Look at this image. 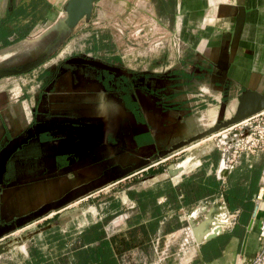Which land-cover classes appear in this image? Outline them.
I'll list each match as a JSON object with an SVG mask.
<instances>
[{
    "label": "rangeland",
    "instance_id": "obj_1",
    "mask_svg": "<svg viewBox=\"0 0 264 264\" xmlns=\"http://www.w3.org/2000/svg\"><path fill=\"white\" fill-rule=\"evenodd\" d=\"M156 5L153 0H95L91 13L70 27L57 28L58 18H42L26 37L0 47V68H17L16 72L0 76V145L24 132L35 110H42V117L63 116L65 127L75 128L82 139L71 147L80 161L62 169L49 164L48 170L54 174L39 180L55 177L57 181L61 176L66 179L61 186L67 192L65 203L82 192H92L55 216L63 220V231L57 225L44 227L48 219L21 227L29 217L25 209L37 205L31 189L35 178L29 176L28 162L18 167L11 161L7 178L0 185L1 196H6L5 201L0 196V225L23 222L16 223L8 235L0 238V242L9 243L7 251L0 254V264H25L30 237L33 236L31 242L41 241L46 246L44 240L51 235H68L64 234L67 223H73L72 230H76L83 222L96 218L104 225L120 228V222H111L115 217L123 222L124 213H128L126 209L132 201L127 191L150 186L159 172L169 169V163L186 155H201L203 164L182 172L202 168L221 177L216 171L224 155L220 131L234 122L207 134L205 130L229 118L234 104L225 100L228 111L219 114V110H226L224 99L211 87L201 88L203 73L209 68L198 54H192L188 42L174 32L171 21L159 14ZM93 36H103L102 44L93 47ZM93 55L112 59L127 79L123 81L118 72L107 73L75 59L95 58ZM101 75H109L110 80L102 82ZM123 86L128 87L137 109L121 110ZM100 103L123 115L99 116L79 109ZM60 108L64 110H57ZM153 110L162 117L157 128L147 114ZM135 121L149 123V128L154 129V142L136 145L152 140L145 130L133 134L139 128ZM260 151L238 154L229 147L226 156L235 160L264 157V153L258 154ZM83 164L90 171H82ZM108 165L114 172L105 169ZM22 206L25 211L20 209ZM20 240L24 241L23 248Z\"/></svg>",
    "mask_w": 264,
    "mask_h": 264
},
{
    "label": "crops",
    "instance_id": "obj_2",
    "mask_svg": "<svg viewBox=\"0 0 264 264\" xmlns=\"http://www.w3.org/2000/svg\"><path fill=\"white\" fill-rule=\"evenodd\" d=\"M16 1L18 0H0V18ZM45 1L49 3V7L42 18L60 20L64 17L68 0ZM153 1L157 4L159 14L165 15L167 20L171 21L174 32L179 37L181 35L183 41L188 42L192 54H198L202 63L204 62L203 64L209 68L207 73H203L205 77L201 82V88L215 89L219 97L224 99L222 100L224 105L225 100L230 99L231 104H234V111L241 92L255 90L264 95V0ZM225 86L229 88V91ZM95 97L97 98V95ZM120 108L124 110L122 106ZM79 109L90 111L89 113L92 111L93 114H99V116L123 115L120 110H113L110 105L102 106L101 103L92 107L79 106ZM225 109L219 110V114L228 111L227 104ZM147 114L152 126L157 128L161 125L159 118L162 117L158 110L148 111ZM135 124L139 125L138 130L133 133L135 136L136 133L139 134L145 130L152 140L147 144L140 143V146L154 142L153 128H149L148 122L135 121ZM220 159L216 171H219ZM81 161L84 162V160ZM247 162L249 158H236L234 166L237 167L234 170V178L245 171L242 164ZM182 163V169L195 168L203 164V159L199 155L194 156V159L189 162L184 160ZM263 164L264 159L256 188L250 199L242 201L233 210L223 196V190L228 187L227 176L233 167L225 176L219 177L215 172L220 185L213 196L204 195L191 205H186L180 203L183 192L175 191L171 196L165 188L168 182L172 184L180 182L190 171L189 173L184 171L171 174L170 170H173V167L168 166L169 169L166 172L161 171L157 174L150 186L140 189L133 188L134 190L155 189L157 194L152 203H147L141 208L130 195V190L127 191L126 196L132 201L126 209L128 213H124L123 222L118 220L119 217H115L111 222L112 225L120 222L121 227L114 229L109 224H103L104 238L108 239V246L99 244V241L103 239L100 237L91 241H84L82 238V231L99 219L85 221L76 230H72L73 223H67L64 234L68 235H63L62 232L60 235H51L44 240L46 246H43L41 241L31 242L33 236L30 237L28 239L30 240L29 251L24 258L25 264H241L252 257L259 247L258 229L264 217V181L261 178ZM81 166L83 167L84 164ZM82 171L90 170L88 167H83ZM205 172L206 174L211 173L209 170ZM54 178L48 177L44 181L32 182L35 183L31 189L36 196L37 205L25 209L26 211L23 206L20 208L25 213H29L28 220L20 225L21 227L48 219L49 222L45 224L47 228L57 225L63 231V220H58L55 216L69 205L85 200L92 193L82 192L73 197L72 202L65 203L64 196L67 192L63 191L61 186L66 179L60 177V180L56 181ZM3 196L4 193L1 200L5 201L6 196ZM17 200L20 203V198ZM250 203L251 211L244 223L245 206ZM255 206L253 222L247 231V224ZM224 207L228 210L229 222L222 227V231L212 238L196 242L189 224V214L196 209L193 219L201 221L210 214L212 209H215L214 216H222L225 213ZM117 233L123 234L125 242L135 244H129L128 247L119 250L110 240V236ZM22 243L21 247H24V242Z\"/></svg>",
    "mask_w": 264,
    "mask_h": 264
},
{
    "label": "trees",
    "instance_id": "obj_3",
    "mask_svg": "<svg viewBox=\"0 0 264 264\" xmlns=\"http://www.w3.org/2000/svg\"><path fill=\"white\" fill-rule=\"evenodd\" d=\"M48 7L49 3L45 0H18L14 2L5 15L0 18V47L26 37L34 24L42 19ZM102 41L103 36H93V47H96ZM260 153L262 155L264 151H260L258 154ZM263 159L264 157L256 158L255 155L252 156V158H249V162L242 164L245 167L243 168L245 171L236 178H234V170L237 166H233L231 169L226 181L228 187L223 190V196L232 210L242 201H248L250 199L252 192L256 188ZM219 185L220 180L216 178L214 173L211 172L206 174L201 168L200 171L184 175V178L176 184L168 182L165 191L170 193L171 196L175 191L183 192L180 203L191 205L199 197L204 195H207L208 197L213 196L219 188ZM129 193L142 208L147 203L153 202L157 191L153 188L141 190L133 189L130 190ZM175 202L176 199L174 200V203ZM245 208L246 216L243 218L244 223L247 221L250 214L251 203L245 206ZM104 236L105 232L101 220L90 224L82 231V238L84 241H91L100 237L103 239L99 241V244L108 246V239L104 238ZM110 240L114 242L113 245L119 248V250L128 247L130 244L124 241L122 233L113 234L110 236ZM133 244L135 243L132 242L130 245Z\"/></svg>",
    "mask_w": 264,
    "mask_h": 264
},
{
    "label": "water",
    "instance_id": "obj_4",
    "mask_svg": "<svg viewBox=\"0 0 264 264\" xmlns=\"http://www.w3.org/2000/svg\"><path fill=\"white\" fill-rule=\"evenodd\" d=\"M95 0H68L65 5V15L57 24V28H65L70 27L73 24H75L82 16L89 15L92 10L93 2ZM78 62H84L92 65H96L99 67H103L109 70L117 71V72H124V70L121 67H118L113 64L105 63L97 58H88L83 56H77L75 58ZM17 68L14 67H7V68H0V76H3L5 74H9L12 72H16ZM264 108V95L258 93L255 90H245L241 92L238 95V102L236 105V109L233 112V114L225 119L224 121H221V123H218L211 128H208L205 130L206 134L212 132L213 130L217 129L219 126L227 125L231 122H236L240 119H243L244 117L249 116L253 112L260 110ZM51 124V123H49ZM247 128H244L242 132H239L238 130L235 131H229L227 134L223 136V139L226 143H233L235 142L239 137L243 136L245 133H247ZM33 133V128H28L25 130V133H20L15 136H11L1 147H0V185L3 181V174L6 169V161L10 154L19 147L23 142H25L29 136ZM194 158V155H186L183 158L169 163V167H173V170H170L171 174H178L182 172L183 169L180 170L181 162L184 160H187L189 162L191 159ZM180 170V171H179ZM230 168L225 166L224 164V158L223 156L220 159L219 162V172L221 176L227 175ZM216 207V206H214ZM225 213L222 216H214L215 209H212L209 215H207L205 218H203L201 221H196L193 219V216L195 214V210H193L188 217L189 224L193 233V236L196 240V242H202L206 239L212 238L219 234L222 231V227L225 225L226 220L229 219V213L226 207H224ZM256 211V206L253 210L252 216L250 217V220L247 224V231L249 230L252 222L253 217ZM223 220V221H222ZM23 222V221H22ZM21 221H16L18 225L22 224ZM16 223H11L8 226L7 225H0V238L5 237L10 232L9 230L12 228H15ZM47 227V226H44ZM203 227V228H202ZM42 230V229H40ZM37 231V230H36ZM35 231V232H36ZM247 235V232L245 236ZM24 241H19V243ZM8 241H1L0 242V254L7 251L8 249Z\"/></svg>",
    "mask_w": 264,
    "mask_h": 264
},
{
    "label": "flooded vegetation",
    "instance_id": "obj_5",
    "mask_svg": "<svg viewBox=\"0 0 264 264\" xmlns=\"http://www.w3.org/2000/svg\"><path fill=\"white\" fill-rule=\"evenodd\" d=\"M94 57L105 63L114 65V61L110 58L108 59L104 56H94ZM79 63L96 67L107 73L109 72L112 74L117 73V71L109 70L96 65H92L84 62H79ZM118 73H119L118 74L119 78L123 79V81L127 79V76L124 74V72H118ZM99 78L104 83H107L110 80L109 75L108 76L101 75ZM121 96L123 102L121 104L123 105L124 110L137 109L136 107L133 106L132 99L128 95V87L123 86ZM57 110H64V109L60 108ZM39 111L42 110H35V112H33L30 122L26 125L28 128L30 126H32L31 128H33V133L31 134V136H29L28 139L25 142H23L19 147H17L8 157L6 161V169L3 174V179L7 178L6 176L10 171L11 161L13 164L16 163L18 167H20L22 162H28L29 164L28 167L30 170L29 176L31 178H35V180H33L32 182H36V181H40L39 179H43L44 176L47 175L50 176L54 174L53 171L48 170L49 164H52V166H54V168L56 169L57 168L62 169L64 166H67L69 163L71 164V162L73 163L75 161L77 162L80 160L79 154L75 155L76 153L74 152L73 148H71L73 144L82 140L81 138H79L78 136L79 134L77 130L75 128L65 127V125L63 124V116H57V117L52 116V118H47L45 116L42 117L39 116L40 113ZM53 119L59 122L57 123ZM52 121H54L53 123L54 125L52 124ZM22 133H25V131ZM65 144L68 145L65 146ZM2 145H0V147ZM136 145L140 146V143ZM111 167L112 165L110 166L108 165L105 169L108 172H114L111 171ZM36 178H38V180Z\"/></svg>",
    "mask_w": 264,
    "mask_h": 264
},
{
    "label": "built area",
    "instance_id": "obj_6",
    "mask_svg": "<svg viewBox=\"0 0 264 264\" xmlns=\"http://www.w3.org/2000/svg\"><path fill=\"white\" fill-rule=\"evenodd\" d=\"M244 128H247V133H245L243 136L239 137L235 142L233 143H226L223 139V136L227 134L229 131H235L238 130L239 132H242ZM222 135V144L223 150H224V164L228 168L233 167L235 163V159L229 158L226 156V152L229 149V147H234V152L240 153V152H255V151H264V108L257 110L250 114L247 117H244L243 119H240L226 127H224L220 131ZM261 178L264 181V164L262 167V174ZM225 224L229 222V219L224 221ZM258 237H259V247L255 254L244 260L241 264H264V217L261 219L259 229H258Z\"/></svg>",
    "mask_w": 264,
    "mask_h": 264
},
{
    "label": "bare ground",
    "instance_id": "obj_7",
    "mask_svg": "<svg viewBox=\"0 0 264 264\" xmlns=\"http://www.w3.org/2000/svg\"><path fill=\"white\" fill-rule=\"evenodd\" d=\"M182 164H183V163H181V166H183ZM181 169H182V167H180V170H181ZM180 170H179V171H180ZM222 221H223V220H222ZM202 228H203V227H202Z\"/></svg>",
    "mask_w": 264,
    "mask_h": 264
}]
</instances>
